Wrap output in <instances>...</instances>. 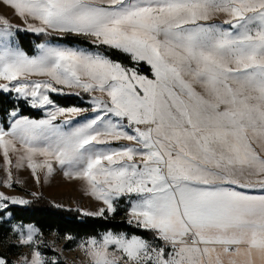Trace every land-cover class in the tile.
I'll return each mask as SVG.
<instances>
[{"label": "snow or ice", "instance_id": "6c2138e0", "mask_svg": "<svg viewBox=\"0 0 264 264\" xmlns=\"http://www.w3.org/2000/svg\"><path fill=\"white\" fill-rule=\"evenodd\" d=\"M4 3L22 26L0 18V93L42 113L14 107L0 124L4 186L13 168L37 184L60 170L103 205L84 216L126 204L149 237H90L78 245L90 264H264V0ZM22 33L42 39L35 54ZM9 203L29 201L0 192ZM14 231L33 246L24 264H57L38 229Z\"/></svg>", "mask_w": 264, "mask_h": 264}, {"label": "rangeland", "instance_id": "374dc122", "mask_svg": "<svg viewBox=\"0 0 264 264\" xmlns=\"http://www.w3.org/2000/svg\"><path fill=\"white\" fill-rule=\"evenodd\" d=\"M0 18H6L12 24L22 26L21 20L17 16H15L14 10L11 9L9 5L5 4L4 0H0ZM27 35H33V34L25 35L22 33L21 37L26 38ZM69 46H76V45L74 44ZM32 54H35V45L32 48V53L29 55ZM4 95L10 96L8 94H4ZM10 98H13L15 100L14 95L10 96ZM22 103L24 102L22 101ZM24 105L27 108H30L26 103H24ZM31 110L36 112L38 111L35 109H31ZM20 114L23 115L22 112H20ZM0 124H3L1 116H0ZM120 143L123 144L127 142L121 141ZM12 159L13 162H15V157H12ZM2 165H3V157L2 155H0V166ZM12 175H13V186L11 188L5 187L3 182L7 179V173L4 171L3 167H0V192H2L6 196L22 198L29 201V203L34 201L36 198L41 197L48 200L51 204H53L58 208L78 211L82 215L83 212L85 211L96 212L101 206H103L101 202L96 201L93 197L87 194V186L83 181L67 179L64 177L62 171L60 170H57L53 174V176L49 177L47 182H45L44 180V174L40 173L39 175L41 177V182L39 184L36 183L35 179L31 175L30 170H28L27 168L21 169L19 171L13 168ZM32 193H36V195L33 196ZM28 204L12 205L9 203L8 208L26 207ZM8 208L0 210V227L7 229L9 232L8 235L6 236L7 237L6 240L3 241L5 246L0 245V256L5 257L8 260L9 264H24L22 258L24 257L30 258L33 246L20 245L19 233L17 231H14V228H19L20 226H24L26 228L27 226H32V225H25L15 222L11 214L8 212ZM126 208H127L126 204L123 203L120 204L117 209V212L112 216H109V218L105 220L116 219L120 221H126L127 220ZM98 218L104 219L103 217H98ZM102 234L103 233L95 237L99 238ZM88 238L90 237L59 240L56 238L55 235L46 236L42 234L41 236H37L35 238V241L37 242L39 250L49 261L55 258L57 264H90L89 258L85 256L84 252L81 251L80 248L78 247V245L81 242L87 240ZM66 241L70 242L69 248H64Z\"/></svg>", "mask_w": 264, "mask_h": 264}, {"label": "trees", "instance_id": "16d2710c", "mask_svg": "<svg viewBox=\"0 0 264 264\" xmlns=\"http://www.w3.org/2000/svg\"><path fill=\"white\" fill-rule=\"evenodd\" d=\"M33 42V44H32ZM42 42V39L33 35H27L26 38L21 37V47L28 53H32V48L36 43ZM69 45H77V41L65 40L60 41ZM86 46V45H85ZM114 59H120L122 63L128 65L129 61L120 56H114ZM143 74L150 75L146 65L140 68ZM57 102L63 107L78 106L84 107L81 100L75 96L57 97ZM18 107L23 115L31 118H40L41 113L27 108L22 101H16L10 96L0 93V116L4 123L6 113L12 108ZM8 212L13 220L17 223L32 225L36 227L42 234L55 235L57 239L62 240L70 236L72 238L95 237L106 231L125 232L129 234L143 235L147 238L150 234L141 232L138 229L129 227L126 221L105 220L98 217L84 216L78 211L66 210L58 208L51 204L48 200L38 197L30 202L26 207H10ZM8 230L0 227V245L8 235ZM70 242L66 241L64 248H69Z\"/></svg>", "mask_w": 264, "mask_h": 264}]
</instances>
